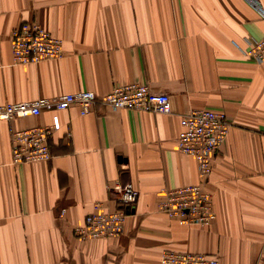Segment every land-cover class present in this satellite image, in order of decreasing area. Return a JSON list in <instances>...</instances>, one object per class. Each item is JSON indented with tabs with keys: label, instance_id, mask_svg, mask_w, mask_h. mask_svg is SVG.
Returning a JSON list of instances; mask_svg holds the SVG:
<instances>
[{
	"label": "crops",
	"instance_id": "1",
	"mask_svg": "<svg viewBox=\"0 0 264 264\" xmlns=\"http://www.w3.org/2000/svg\"><path fill=\"white\" fill-rule=\"evenodd\" d=\"M24 22L60 39L62 57L14 64L11 32ZM248 38H264V18L244 0H0V105L133 83L172 105L166 115L73 106L0 121V264H160L165 250L264 264V63L243 54ZM191 109L233 124L212 162L216 218L204 228L157 207L162 188L199 183L196 161L177 150ZM55 120L51 160L14 165L11 134ZM115 182L138 192L123 234L76 239L87 215L117 208Z\"/></svg>",
	"mask_w": 264,
	"mask_h": 264
},
{
	"label": "built area",
	"instance_id": "2",
	"mask_svg": "<svg viewBox=\"0 0 264 264\" xmlns=\"http://www.w3.org/2000/svg\"><path fill=\"white\" fill-rule=\"evenodd\" d=\"M264 18L257 0H244ZM243 54L255 64L264 63V38L246 39ZM10 49L16 65H37L62 57V41L35 22H24L11 32ZM77 107L79 114H89L95 106L113 110H129L153 114H170L168 94L155 93L147 84L116 85L104 96L89 91L63 94L56 98H38L28 102L0 105V121L11 122L37 117L46 112H61ZM183 131L177 140V150L197 163L199 183L177 188H162L158 211L182 226L208 227L215 220L213 197L206 190L212 162L225 142L232 123L222 112L191 109L181 116ZM59 129L56 120L49 126L18 130L11 134V158L14 165L48 162L52 155L49 140ZM116 204L114 211H96L76 226L74 235L81 241L109 239L123 234L125 219L138 199L131 184L115 182L108 187ZM160 264H218L205 254L162 251Z\"/></svg>",
	"mask_w": 264,
	"mask_h": 264
},
{
	"label": "rangeland",
	"instance_id": "3",
	"mask_svg": "<svg viewBox=\"0 0 264 264\" xmlns=\"http://www.w3.org/2000/svg\"><path fill=\"white\" fill-rule=\"evenodd\" d=\"M125 220H126V219H125ZM76 239H78V240H80V241H81V239H79V238H77V237H76ZM96 240H99V239H96ZM102 240H103V239H102ZM83 242H84V241H83Z\"/></svg>",
	"mask_w": 264,
	"mask_h": 264
}]
</instances>
